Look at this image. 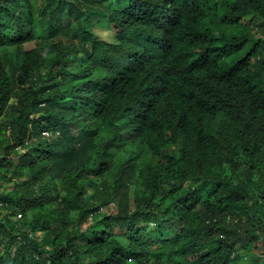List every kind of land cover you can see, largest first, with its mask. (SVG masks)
Here are the masks:
<instances>
[{
  "label": "trees",
  "instance_id": "16d2710c",
  "mask_svg": "<svg viewBox=\"0 0 264 264\" xmlns=\"http://www.w3.org/2000/svg\"><path fill=\"white\" fill-rule=\"evenodd\" d=\"M0 182V264H264V0H0Z\"/></svg>",
  "mask_w": 264,
  "mask_h": 264
},
{
  "label": "rangeland",
  "instance_id": "374dc122",
  "mask_svg": "<svg viewBox=\"0 0 264 264\" xmlns=\"http://www.w3.org/2000/svg\"><path fill=\"white\" fill-rule=\"evenodd\" d=\"M63 23L65 24V22H63ZM249 24H250L249 25V28L252 29L251 31L254 32V34H257V35L260 36L261 27H259L258 21L255 19V20L250 21ZM99 27L100 26H97L95 28L96 32L99 30ZM64 126H65V129H66V132H68V133L69 132H75V130H72V128L70 127L71 126L70 124H67V125H64ZM4 186H6V185L4 183L0 182V187L3 188ZM8 189L9 188H6L5 190H8ZM10 209H7V208L6 209H3V207L1 206L0 207V218H2L3 216H7V215L10 216V214H11V210ZM11 216L10 217L12 218V220H17L20 217L19 215L14 214V213ZM262 251H263V248H262V246L259 243H257V244L254 245V248H253V253L254 254L259 255V254L262 253Z\"/></svg>",
  "mask_w": 264,
  "mask_h": 264
}]
</instances>
